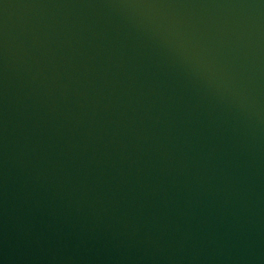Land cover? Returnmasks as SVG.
I'll list each match as a JSON object with an SVG mask.
<instances>
[{"label":"water","instance_id":"1","mask_svg":"<svg viewBox=\"0 0 264 264\" xmlns=\"http://www.w3.org/2000/svg\"><path fill=\"white\" fill-rule=\"evenodd\" d=\"M0 264H264V0H0Z\"/></svg>","mask_w":264,"mask_h":264}]
</instances>
